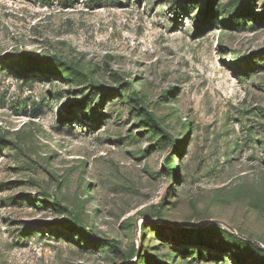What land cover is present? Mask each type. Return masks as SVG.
<instances>
[{
    "label": "rangeland",
    "instance_id": "rangeland-1",
    "mask_svg": "<svg viewBox=\"0 0 264 264\" xmlns=\"http://www.w3.org/2000/svg\"><path fill=\"white\" fill-rule=\"evenodd\" d=\"M0 264H264V0H0Z\"/></svg>",
    "mask_w": 264,
    "mask_h": 264
},
{
    "label": "water",
    "instance_id": "water-1",
    "mask_svg": "<svg viewBox=\"0 0 264 264\" xmlns=\"http://www.w3.org/2000/svg\"><path fill=\"white\" fill-rule=\"evenodd\" d=\"M210 223H212V224H216V223H218L217 221H211Z\"/></svg>",
    "mask_w": 264,
    "mask_h": 264
},
{
    "label": "trees",
    "instance_id": "trees-1",
    "mask_svg": "<svg viewBox=\"0 0 264 264\" xmlns=\"http://www.w3.org/2000/svg\"><path fill=\"white\" fill-rule=\"evenodd\" d=\"M135 258H137V259H138L139 257H138V256H136Z\"/></svg>",
    "mask_w": 264,
    "mask_h": 264
}]
</instances>
